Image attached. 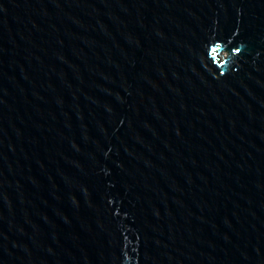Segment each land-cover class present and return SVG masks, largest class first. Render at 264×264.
Instances as JSON below:
<instances>
[{
  "label": "water",
  "instance_id": "95a60500",
  "mask_svg": "<svg viewBox=\"0 0 264 264\" xmlns=\"http://www.w3.org/2000/svg\"><path fill=\"white\" fill-rule=\"evenodd\" d=\"M0 264H264V0H0Z\"/></svg>",
  "mask_w": 264,
  "mask_h": 264
}]
</instances>
